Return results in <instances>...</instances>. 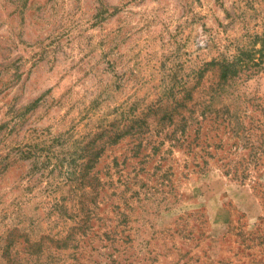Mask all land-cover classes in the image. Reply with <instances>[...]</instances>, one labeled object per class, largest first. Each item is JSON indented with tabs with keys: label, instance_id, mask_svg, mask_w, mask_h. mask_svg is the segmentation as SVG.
Wrapping results in <instances>:
<instances>
[{
	"label": "rangeland",
	"instance_id": "374dc122",
	"mask_svg": "<svg viewBox=\"0 0 264 264\" xmlns=\"http://www.w3.org/2000/svg\"><path fill=\"white\" fill-rule=\"evenodd\" d=\"M0 264H264V0H0Z\"/></svg>",
	"mask_w": 264,
	"mask_h": 264
}]
</instances>
